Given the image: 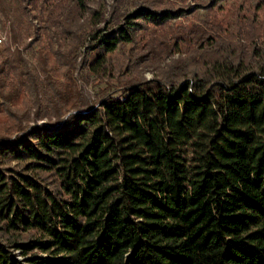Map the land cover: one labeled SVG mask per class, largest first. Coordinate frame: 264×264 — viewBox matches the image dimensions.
<instances>
[{
	"label": "trees",
	"instance_id": "obj_1",
	"mask_svg": "<svg viewBox=\"0 0 264 264\" xmlns=\"http://www.w3.org/2000/svg\"><path fill=\"white\" fill-rule=\"evenodd\" d=\"M12 1L0 114L24 133L0 139V264H264V0ZM143 49L172 62L95 102L78 88Z\"/></svg>",
	"mask_w": 264,
	"mask_h": 264
},
{
	"label": "rangeland",
	"instance_id": "obj_2",
	"mask_svg": "<svg viewBox=\"0 0 264 264\" xmlns=\"http://www.w3.org/2000/svg\"><path fill=\"white\" fill-rule=\"evenodd\" d=\"M8 3L11 4V8H13V13H17L16 12V5H14L12 0H7ZM258 0H252V2L256 3ZM192 1L190 0L188 3H191ZM101 3L106 6L107 8H109V5L113 3V0H104L101 1ZM193 3V2H192ZM94 7L97 5L96 3L93 4ZM206 11L204 9H201L199 11V13L204 14ZM12 13V12H11ZM28 14H26L25 16L27 17ZM30 17L32 18L33 23H37V19L33 18L32 14H30ZM14 18V20L12 19ZM16 20V15H14L13 17L7 16L6 13L1 12L0 11V37H4L3 43L0 44V46L3 45H7L9 44L10 41V31H11V27H12V21ZM103 26V24L100 25V27ZM28 41V40H27ZM67 42L64 41L63 46H61V49L59 51H61L60 53H66L68 54L71 50L69 48V46L65 45ZM87 45V43H86ZM15 48H23V44H12V49ZM130 46H128L127 51H128V56H131V54H129L130 51ZM85 51V46H81L78 48V62L79 64L82 61L83 58V54ZM134 55L136 57V60L134 62H136L137 60H140L141 64H134V62H129V59L127 56H124L123 54H117L116 58L122 60V63L124 64V66L118 70L117 72H112L106 76H104L102 79L100 80H94V78H90L89 81H86L82 76L81 73H77L75 72V79L78 85V88L85 94L87 95L88 99L91 102H95L96 100H99L105 93L106 91H109L108 88H113L115 87L117 90L112 91L111 93L115 94V93H119L122 88V84L128 82L134 75H138V77H142V78H146V79H152L154 77H156V75H158L159 71L162 68H165L167 66V64L171 63V58L167 57L166 59L161 60L160 62L154 63L152 61V58L154 57L153 54L151 52H149L148 50H142L141 53L140 51H134ZM144 56H142V54H144ZM140 54V55H139ZM75 56V55H74ZM74 56H70V58L73 60ZM180 55L177 53L175 55H173V59L179 57ZM60 57V55H59ZM66 57H63L64 59V63H66ZM62 59V57L60 58ZM172 59V60H173ZM32 63L35 65L37 62L35 59L31 60ZM62 63V62H61ZM128 65V67L126 66ZM62 70H66L65 67H62ZM27 103L26 101L21 98L19 100V107L21 109H24L26 107ZM32 117H34V114H32ZM55 118L53 119H49V118H44L42 120H33L32 122L28 123L24 122L23 125H27V127H31L34 126L36 124H43V125H48L51 122H54ZM11 127H13V120L9 119L8 117H6L4 114H0V139L4 138L7 135H10L11 137H16L18 134H23L24 132H18L15 131V129H11ZM11 129V130H8ZM12 167L16 165L15 162H12L10 164ZM21 258V256H19Z\"/></svg>",
	"mask_w": 264,
	"mask_h": 264
},
{
	"label": "built area",
	"instance_id": "obj_3",
	"mask_svg": "<svg viewBox=\"0 0 264 264\" xmlns=\"http://www.w3.org/2000/svg\"><path fill=\"white\" fill-rule=\"evenodd\" d=\"M4 37H0V44L3 43Z\"/></svg>",
	"mask_w": 264,
	"mask_h": 264
}]
</instances>
